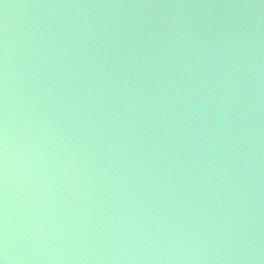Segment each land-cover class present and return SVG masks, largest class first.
Here are the masks:
<instances>
[{"label": "water", "instance_id": "water-1", "mask_svg": "<svg viewBox=\"0 0 264 264\" xmlns=\"http://www.w3.org/2000/svg\"><path fill=\"white\" fill-rule=\"evenodd\" d=\"M3 264H264V0H0Z\"/></svg>", "mask_w": 264, "mask_h": 264}, {"label": "snow or ice", "instance_id": "snow-or-ice-1", "mask_svg": "<svg viewBox=\"0 0 264 264\" xmlns=\"http://www.w3.org/2000/svg\"><path fill=\"white\" fill-rule=\"evenodd\" d=\"M0 264H3V262H2V261H0Z\"/></svg>", "mask_w": 264, "mask_h": 264}]
</instances>
